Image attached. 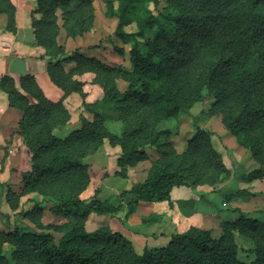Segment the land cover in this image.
I'll return each mask as SVG.
<instances>
[{
  "label": "trees",
  "instance_id": "1",
  "mask_svg": "<svg viewBox=\"0 0 264 264\" xmlns=\"http://www.w3.org/2000/svg\"><path fill=\"white\" fill-rule=\"evenodd\" d=\"M93 1L35 0L33 43L44 49L41 57L47 61L50 81L62 90L60 99H49L32 73L18 78L0 75V90L8 106L21 112L18 133L31 160L30 168L21 172L20 192L0 179V194L4 191L15 212L12 222L0 213L5 224L0 229V264H264V220L253 215L261 214L259 210L242 213L236 208V219L222 222L217 237L211 229L190 226L172 233L164 245L145 246L141 253L127 237L107 226L92 232L84 227L90 212L115 215L126 202L127 218L139 201H167L172 206L173 188L212 185L228 173L211 131L195 126L179 152L169 140L171 129L162 127L201 102L205 91L213 97L205 114L220 115L223 127L239 146L249 149L258 164L242 173L240 181L264 178V0H165L161 9L160 0H101L104 15L116 18L114 35L129 44V67L84 56L78 49L67 52L58 41L61 28L71 38L91 29ZM0 14L6 16L5 29L15 34L12 0H0ZM131 24L135 30L128 32ZM153 28L154 36L145 38ZM115 51L123 53L121 48ZM63 61L74 65L67 68ZM87 71L95 74L92 83L102 87V102L111 103L117 112L119 132L111 131L108 114L91 110L94 103L84 99V82L74 75ZM118 79L125 82L122 91L115 84ZM73 92L80 95L83 110L92 112V118L79 114V126L61 136L57 130L71 119L64 99ZM105 140L120 148L115 172L120 177L126 176L129 166L149 158L147 148L156 149L158 156L150 160L144 180L122 189L117 200L93 197L86 201L80 197L90 182L86 159ZM23 191L41 194L53 213L67 221L44 224L41 201L35 199L28 209L20 207ZM254 196L238 188L222 198L229 202ZM235 230L255 239V259L239 260ZM4 244L12 247L10 257L2 251Z\"/></svg>",
  "mask_w": 264,
  "mask_h": 264
},
{
  "label": "crops",
  "instance_id": "2",
  "mask_svg": "<svg viewBox=\"0 0 264 264\" xmlns=\"http://www.w3.org/2000/svg\"><path fill=\"white\" fill-rule=\"evenodd\" d=\"M12 2L16 7L17 32L15 34L5 29L6 16L0 14V75L8 74L14 78H18L22 74L32 73L45 95L49 99L57 101L62 96V90L55 86L47 75V61L41 57L44 53L43 47L33 43L31 12L36 6L35 0H12ZM84 35L75 38L66 37L63 29H61L58 41L64 44L67 52H70L72 43L76 42V40H83ZM99 50L101 52H98ZM79 52L84 56L97 57L106 63L119 64V62H111L109 60L108 49L100 47L91 50V52L84 49L79 50ZM65 62L63 61V63ZM126 63L123 62L124 65H127ZM67 64L71 67L74 65V62ZM84 74H75L74 77L85 82L83 89L89 92L86 88L92 87L93 84L90 83L91 80L86 82L88 79L84 78ZM70 100L72 103L75 102L74 105L78 107L81 97L77 92H73L64 99V104L71 114L70 121L72 123L71 125L68 124L65 128H70L71 126L70 129H72L76 126L78 127L80 122L79 120L76 122L73 119ZM20 118L21 112L8 106L7 96L0 90V148L2 153L0 154V179L11 183V188L14 191H18L22 186L20 181L21 172L29 169L31 165L30 153L23 142V137L18 133ZM173 119L164 122L162 127H168L164 125ZM213 138L217 140L220 138L222 140L227 139L229 141V145L227 146L232 147L234 150H239L240 148L246 150L236 143L235 137L223 126L215 131ZM184 147L182 145L181 149H184ZM119 153V146H111L105 140L103 146L92 155L93 160L89 162V164L91 163L89 166L90 182L80 194L82 199L88 201L96 197L100 201L111 202L117 200L120 189L114 183L115 179L120 177L115 174L118 170L116 160ZM147 154L148 159L140 161L134 166H129L126 176L121 177L124 181L130 182L125 184L123 189H128L133 183L144 180L151 165L150 160L158 156V151L154 148H147ZM249 159L248 164L251 166V169L257 167V163L252 160L251 156ZM140 169H142L141 173L143 175L140 174ZM260 180L245 183L239 179L238 188H245L253 192V190L248 188V185L258 183ZM212 191L210 189H202L200 186H196L193 189L184 186L175 187L171 192L172 206H169L167 201H139L135 205L134 212L129 217L124 218L127 208L125 202L123 209L115 215L90 212L87 215L85 227L88 232H91L99 227L107 226L111 231L119 232L127 237L132 242L135 251L141 253L145 246L158 247L166 244L172 233L185 231L190 226H201L202 220L200 217L221 210L222 208L219 205L224 194ZM236 199L229 202L235 203ZM120 218L124 219V222ZM143 219H147V221L143 222ZM23 221L25 222V220Z\"/></svg>",
  "mask_w": 264,
  "mask_h": 264
},
{
  "label": "rangeland",
  "instance_id": "3",
  "mask_svg": "<svg viewBox=\"0 0 264 264\" xmlns=\"http://www.w3.org/2000/svg\"><path fill=\"white\" fill-rule=\"evenodd\" d=\"M93 4H94V20H93V25L91 29L88 32H86V35H84L83 40L81 39V41L79 40H76V42L74 41L71 45V50L69 51L72 53L76 49L78 50L84 49L88 52H91V50L101 47L103 49L109 50L108 54H109V60H111V62L113 61L119 62L120 65L124 67H129L130 66L129 65V55H128L129 44L122 43L114 35L116 18L106 17L104 15L105 7H104V3L101 0H94ZM164 5H165V0H160L158 9H161ZM60 12L61 11L59 9L57 11V14L59 15ZM154 12H156L155 9H154ZM58 22L60 25L61 20L59 18H58ZM126 30L128 32L134 31L135 25L134 24L128 25L126 27ZM155 30H156L155 28L148 30L145 38L151 39L154 36ZM61 38L63 37L61 36ZM78 44H81V45L78 46ZM115 48H121L123 50V53L118 54L115 51ZM98 52H101V50H99ZM123 62H127L126 63L127 65H124ZM67 63H69V61H66L64 64L68 68L69 66ZM84 73H80V75L84 74V78L88 79L86 82L91 80L90 83H92V80L95 74L90 71H87ZM87 74H90V75H87ZM92 84H93L92 87L89 86L86 88L87 90H89V92L85 91L86 96L84 99L89 103H94L93 106H91L92 107L91 110L93 109V110L101 111V112H104L105 114H108L109 116L108 123H109L111 131L119 132L121 123L117 119V112L113 110V106L111 103L102 102L101 98L103 94H102L101 85L97 83H92ZM115 84L117 85V88L120 91H122L125 86V82L122 81L121 79L116 80ZM204 94H205V97L201 102L195 103L187 111H182L178 115L177 118L169 121L164 126H168V128L171 129L172 132L170 134L169 140L172 142V144L174 145L177 151L183 150L181 149L182 145L186 146L187 139L190 138L195 132V126H199L203 129H207L212 132L213 135L211 139H212L213 145L216 148V150H218L221 153L222 159L229 171L227 174L225 173L221 174L219 179L212 185L199 184L197 186H200V188L202 189L213 190L212 192H221L223 194H227L229 192H232L238 189L240 175L244 173L245 171L251 170V166L248 164L250 160L249 158L251 155H250L249 149L244 150L240 148L239 150L238 149L234 150L232 147H228L227 145H229V141L227 139L222 140L220 138L219 140H217L216 138H213L215 135V131L220 129L223 125L220 121V115L209 117L205 114L204 111H206L208 107L210 106L211 102L213 101V97L208 91H205ZM81 101L78 107L74 105L75 102L72 103L71 100L69 102L70 109L72 110V113H73L72 114L73 119L76 120V122L79 120L78 116L81 113L85 117H88V118L92 117V112H86L83 110ZM207 120L209 123L206 122ZM69 124L70 125L72 124L71 121ZM70 128L68 127L62 130H57V133L61 136L67 135L72 129H74V128L72 129ZM0 154H2L1 148H0ZM92 155L93 153H91L87 157L86 160L88 162H92L93 160ZM0 164H1V160H0ZM139 171H140V174L143 175V173H141L142 169H140ZM7 183L10 185V188H11V183L9 182ZM128 183L130 182L124 181V179H122L121 177H117L115 179L114 185H118L121 191L124 188V185ZM248 188L253 190V192L255 193V196L253 198H249V197L237 198L235 203L228 202L222 199L219 205L222 209L216 213L205 214L203 217H200L202 220L201 226H195V227L211 229L213 236L217 237L218 235H220L222 231L221 230L222 222H224L225 220L232 221L236 219L237 217V213L235 211L236 208L240 209L242 213L255 212V210H259L261 211V214L253 213V215L256 218V220L260 222L264 220V178L261 179L258 183L249 184ZM21 190H22V186L16 192H20ZM0 195H1L0 196V213L7 214L9 217V222H12L14 211L10 209L8 202L4 196V191ZM42 198H43L42 195L35 191H30V192L23 191L20 197V207L24 209H28L29 206L33 205L34 200L36 199L37 201H41V205L44 208V214L42 217V221L44 224L46 223L61 224L67 221V218L62 216L61 214L53 213L51 203L44 202ZM207 206L209 205L207 204ZM24 220L25 222H28L29 224H31L27 219H24ZM85 223H84V227H85ZM0 228H5V224L1 221V219H0ZM85 230H86V227H85ZM234 235H235V241L238 247L237 255H238L239 260L244 261V262H249L255 259L256 253L258 250L255 239H252L251 237L247 235H243L238 230L234 231ZM56 236L59 237L60 234L57 233ZM2 251L7 257H10L12 247L8 244H4L2 246Z\"/></svg>",
  "mask_w": 264,
  "mask_h": 264
}]
</instances>
